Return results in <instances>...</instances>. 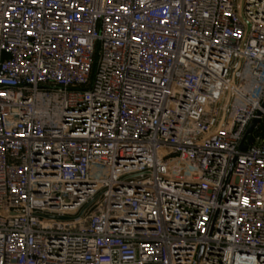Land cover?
Here are the masks:
<instances>
[{"label":"built area","instance_id":"1","mask_svg":"<svg viewBox=\"0 0 264 264\" xmlns=\"http://www.w3.org/2000/svg\"><path fill=\"white\" fill-rule=\"evenodd\" d=\"M0 50V264H264V0H0Z\"/></svg>","mask_w":264,"mask_h":264},{"label":"water","instance_id":"2","mask_svg":"<svg viewBox=\"0 0 264 264\" xmlns=\"http://www.w3.org/2000/svg\"><path fill=\"white\" fill-rule=\"evenodd\" d=\"M10 59V54L7 53L6 51H1L0 50V60H7ZM259 120L256 119L253 121V123L251 124L250 128H249V132H252L254 130V128L258 125ZM249 143L252 144L253 143V137H249ZM246 145L243 143L241 145V149H246ZM90 204H88L82 211L81 214L86 210V208L89 206ZM52 218H56V219H70L69 217H59V216H52Z\"/></svg>","mask_w":264,"mask_h":264}]
</instances>
